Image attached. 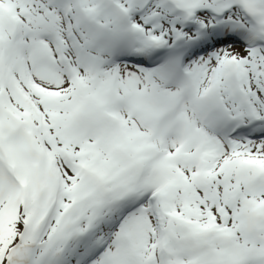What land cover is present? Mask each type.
Masks as SVG:
<instances>
[{
  "label": "snow or ice",
  "instance_id": "6c2138e0",
  "mask_svg": "<svg viewBox=\"0 0 264 264\" xmlns=\"http://www.w3.org/2000/svg\"><path fill=\"white\" fill-rule=\"evenodd\" d=\"M0 264H264V0H0Z\"/></svg>",
  "mask_w": 264,
  "mask_h": 264
}]
</instances>
